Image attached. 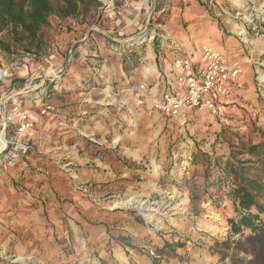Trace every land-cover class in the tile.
<instances>
[{
	"label": "rangeland",
	"instance_id": "rangeland-1",
	"mask_svg": "<svg viewBox=\"0 0 264 264\" xmlns=\"http://www.w3.org/2000/svg\"><path fill=\"white\" fill-rule=\"evenodd\" d=\"M100 2L78 18L51 16L40 44L0 33L11 45H0L3 136L29 145L0 171V264H120L106 227L134 246L124 264H154L165 242L179 240L185 247L165 250L161 264H221L213 246L231 236L234 206L221 186L206 185L194 157L214 134L213 159L264 135V0ZM174 6L178 19L207 15L252 65L258 96L247 122L209 124L202 137L200 126L175 127L154 108L153 76L164 67L152 72L145 46ZM130 22L138 35L126 32ZM22 113L33 126L19 137Z\"/></svg>",
	"mask_w": 264,
	"mask_h": 264
},
{
	"label": "trees",
	"instance_id": "trees-1",
	"mask_svg": "<svg viewBox=\"0 0 264 264\" xmlns=\"http://www.w3.org/2000/svg\"><path fill=\"white\" fill-rule=\"evenodd\" d=\"M100 4V0H0V33H7L19 43L40 44V31L51 16L78 18L92 5ZM156 39L157 36L154 42ZM0 45L6 51L11 50V45L1 38ZM194 161L205 164L206 185L221 186L236 214L229 219L231 236L213 246L218 262L264 264V135L258 141H241L231 146L227 155L213 159L201 154ZM215 171L216 184L210 185V176ZM185 245L180 240L176 246L165 242L162 250H157L153 263L161 264L165 250L174 251Z\"/></svg>",
	"mask_w": 264,
	"mask_h": 264
},
{
	"label": "crops",
	"instance_id": "crops-1",
	"mask_svg": "<svg viewBox=\"0 0 264 264\" xmlns=\"http://www.w3.org/2000/svg\"><path fill=\"white\" fill-rule=\"evenodd\" d=\"M179 1L187 2V0ZM194 8H196V5H193L192 3L186 7L188 10ZM178 10L181 12V8L179 6L173 7L172 12L176 13L175 18L171 14L170 18L165 20V24H163L161 28H157L159 29V32L154 30L153 32L148 33L151 36V39H153L146 43V56L143 60L147 61V64H149L152 68V72L158 68L157 64H160L161 66L163 65L164 67L162 70L163 73L153 76L156 77V80H154L156 81V85L151 90L154 91V93H157V96L153 98L154 108L165 118L171 119V121L173 120V124H176L175 127H178L180 122H187L194 130L197 129L196 126H200L199 130L203 133L202 137L207 134L205 129L209 124H215L221 127L224 123H228L230 119L239 120L243 123L247 122L244 120L248 117V115L246 116L245 114L247 113L245 108L249 109V107H251V110H255L252 106L257 104L258 96L254 77L255 70L252 65L244 62L242 59L243 57L239 56L240 53L234 51V45L232 46V44L228 43V38L226 37L223 29H220L217 24L209 19L204 18L207 15L204 17V14L197 15L194 18L196 19L195 21L191 20L192 18L189 20H182L180 18L178 19L177 13L180 14ZM186 22H189V24L185 25ZM128 25L125 28L126 32L135 31L132 33V36H136L140 33V31H138L140 25L134 24L133 22H130ZM155 36H157L156 42H154ZM86 44H88L87 41L84 45ZM84 45L80 47L85 48ZM205 46L221 52L228 64L237 65L240 69L238 78L234 81L232 86L220 96L219 117L211 115L206 109H197L193 107H186L181 114L176 116L166 115L161 109L155 106L154 100L167 97L175 91V79L178 74V68L175 65L176 57H178L179 53L184 54L186 57L191 58L193 63H196L199 66L203 61L201 58V49ZM108 51L110 54L114 53L111 52V50ZM34 97L37 96L34 95ZM0 99V108H2L3 105L5 107V101L2 100L3 98ZM6 112H8V110L5 108L2 112L3 116L6 115ZM207 113H209V115H207ZM6 132L7 127L0 124V134L3 135L4 133L7 135ZM31 137L32 136L30 135L29 139H31ZM214 137H217V134H214ZM214 137H209L212 139V145L209 148L203 149V152L208 154L210 157L217 155L219 152L218 146H221V144H213L215 140ZM207 146L208 145L206 144V147ZM224 151V149L221 150V153H224ZM227 154H229L228 151L225 152V155ZM5 155L6 152L4 151V147L0 146L1 172H4L5 167H8L7 164H5ZM108 231L109 228L106 227L104 230V238H106L105 242L107 244H112L114 253L117 255L116 257L118 258L119 263L124 264L127 260L128 263H130L129 256L132 249L130 251L129 248H134V246L128 242L125 243V241H123L126 240L125 238L122 239L119 238L120 236H111Z\"/></svg>",
	"mask_w": 264,
	"mask_h": 264
},
{
	"label": "built area",
	"instance_id": "built-area-1",
	"mask_svg": "<svg viewBox=\"0 0 264 264\" xmlns=\"http://www.w3.org/2000/svg\"><path fill=\"white\" fill-rule=\"evenodd\" d=\"M201 58L203 61L198 66L184 54L179 53L176 57L178 74L175 91L167 97L154 100L155 106L166 115H179L186 107L206 109L214 116L220 115V96L238 78L240 69L237 65L228 64L224 55L211 47L205 46L201 49ZM145 90L146 86L142 84L140 91ZM32 126L33 122L28 114L22 113L17 125V135L22 137ZM9 143L6 142L4 150L9 147L6 161L11 164L21 153L27 151L29 145L21 138Z\"/></svg>",
	"mask_w": 264,
	"mask_h": 264
},
{
	"label": "bare ground",
	"instance_id": "bare-ground-1",
	"mask_svg": "<svg viewBox=\"0 0 264 264\" xmlns=\"http://www.w3.org/2000/svg\"><path fill=\"white\" fill-rule=\"evenodd\" d=\"M0 146H2V147H4L5 146V144H6V141H5V139H4V136L2 135L1 137H0Z\"/></svg>",
	"mask_w": 264,
	"mask_h": 264
}]
</instances>
